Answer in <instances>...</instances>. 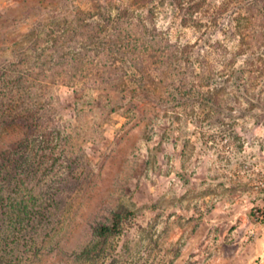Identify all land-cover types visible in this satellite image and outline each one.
<instances>
[{
  "label": "rangeland",
  "instance_id": "374dc122",
  "mask_svg": "<svg viewBox=\"0 0 264 264\" xmlns=\"http://www.w3.org/2000/svg\"><path fill=\"white\" fill-rule=\"evenodd\" d=\"M107 1L0 0V60L35 21ZM246 3L206 0L194 16L199 25L188 26L168 3L157 8V25L173 41L190 43L193 58L208 60L209 84L180 103L163 106L150 92L110 110L119 97L113 90L55 85L57 115L88 132L80 143L92 174L68 202L48 240L52 250L21 264H264V108L249 109L241 99L219 117L188 106L216 86L236 90L226 82L233 72L249 92L237 95L264 98V30L244 13ZM23 133L7 129L2 141ZM115 210L128 215L105 255L78 259L75 251Z\"/></svg>",
  "mask_w": 264,
  "mask_h": 264
},
{
  "label": "trees",
  "instance_id": "16d2710c",
  "mask_svg": "<svg viewBox=\"0 0 264 264\" xmlns=\"http://www.w3.org/2000/svg\"><path fill=\"white\" fill-rule=\"evenodd\" d=\"M205 2L109 0L70 17L49 16L35 21L13 43L11 54L1 58L0 264H21L51 251L48 240L59 230L68 202L92 174L80 143L88 132L57 115L55 85H69L75 91L80 85L113 90L119 97L110 110L150 92L163 106L182 102L197 86L209 84L208 60L193 58L190 43L173 41L157 25L156 11L168 3L182 26L199 25L194 16ZM243 11L264 30V0H247ZM130 71L133 78H128ZM236 74H227L226 82L232 80L240 94L249 93L246 79ZM227 89H208L188 106H205L219 117L241 99L249 109L264 108L260 95L244 97ZM104 110L100 107L106 116ZM15 127L24 130L22 138L4 143L3 132ZM127 215L115 210L107 222L97 225L91 242L75 251L77 258L94 262L104 256L109 239L121 232Z\"/></svg>",
  "mask_w": 264,
  "mask_h": 264
}]
</instances>
